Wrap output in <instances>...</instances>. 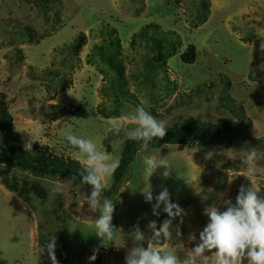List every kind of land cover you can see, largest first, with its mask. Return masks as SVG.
I'll return each instance as SVG.
<instances>
[{"label": "rangeland", "instance_id": "rangeland-1", "mask_svg": "<svg viewBox=\"0 0 264 264\" xmlns=\"http://www.w3.org/2000/svg\"><path fill=\"white\" fill-rule=\"evenodd\" d=\"M80 35L86 42L76 52ZM262 44L264 0H0V94L7 96L14 130L24 142L34 135L32 148L45 158L80 164L62 135L71 131L121 161L130 139L115 135L106 121L140 104L166 120L168 130L233 122L250 134L214 146L140 147L119 191H113L115 173L106 179L120 232L116 246H101L94 234L100 213L86 204L91 188L24 171L0 132V264H51L40 248L52 234L59 264H125L134 226L151 237L149 221L159 228L169 218L163 205L153 215L155 200L146 202L141 192L146 181L154 197L166 187L186 213L183 224L180 217L172 221L173 240L160 245L165 249L194 247L189 234L198 241L209 221L204 209L225 210L223 201L235 203L241 185L252 182L264 195V161L251 181L242 164L249 147L264 150ZM146 155L167 158L171 176L163 178L161 167L147 180ZM56 181L63 192L52 195Z\"/></svg>", "mask_w": 264, "mask_h": 264}, {"label": "clouds", "instance_id": "clouds-1", "mask_svg": "<svg viewBox=\"0 0 264 264\" xmlns=\"http://www.w3.org/2000/svg\"><path fill=\"white\" fill-rule=\"evenodd\" d=\"M261 47L264 48V44ZM129 122L134 126L129 127ZM106 125L115 135L123 133L128 139L138 142L145 152L154 140H162L168 130L167 121L157 119L143 104L135 106L125 117L108 118ZM62 135L72 149V156L81 164V171L78 173L80 184L91 186L90 195H86V204L100 213L95 220L94 234L101 240V246L115 245L120 230L112 224L113 200L104 193L108 187L106 179L115 173L120 161L99 148L91 138L78 136L71 131H65ZM36 142L38 139L31 134V138L24 143L25 151H33L32 145ZM258 161H264V150L257 147L245 150L242 164L247 167L243 176L250 181L257 175ZM142 163L147 180L158 168L164 169L161 176L165 179L174 170L167 158L146 155L142 158ZM72 179L75 180L76 176ZM185 181L189 183L186 179ZM62 192V183L53 182L50 193L55 195ZM141 192L146 202L152 203L155 200L152 204L153 215L158 217L163 205L162 210L169 218L159 228L155 220L149 221L147 229L151 232V237L140 229L139 224L134 226L128 234L132 246L126 252L125 264H244V261L247 264H264V195H260V190L252 182L247 188L241 185L235 203L231 199L223 201L225 210L221 211L215 204L204 209L209 221L199 232L198 241L194 233L189 234V239L196 244L188 250H184L183 246L179 249L160 246L173 240L172 221L180 217V224H183V217L186 215L178 203L172 202L169 190L162 186V190L154 197L152 186L146 181ZM175 235L177 239L182 236L179 224L175 228ZM56 242L57 237L52 234L40 248L41 253H47L51 264H59L55 254ZM145 242L147 247L144 246ZM124 246L125 244L117 247ZM180 252H183V256ZM97 253L98 249H94L89 260L94 261Z\"/></svg>", "mask_w": 264, "mask_h": 264}, {"label": "trees", "instance_id": "trees-1", "mask_svg": "<svg viewBox=\"0 0 264 264\" xmlns=\"http://www.w3.org/2000/svg\"><path fill=\"white\" fill-rule=\"evenodd\" d=\"M86 36L80 35L78 43L74 46L76 52L80 51L85 45ZM111 65L120 70V67L113 61ZM7 96L0 94V132L3 145L7 149L10 157L16 158L19 161V166L24 171H30L35 176H65L68 179L76 176L74 181L80 182L78 173L81 171V165L77 162L70 161H53L45 158L40 154L38 148L33 151L26 152L24 149V140L22 136L14 130L13 117L10 114L9 107L6 102ZM234 135H244L250 137L246 127L239 123L227 122L216 125H201L181 127L179 125L169 129L166 136L162 140H154L149 148L161 149L166 145H181V146H214L219 144L227 137ZM140 148V144L133 140L127 141L118 169L115 171L114 193L119 191L129 168L135 162V158ZM42 155V156H41ZM91 188V186L86 185ZM104 195L111 196L110 191H105Z\"/></svg>", "mask_w": 264, "mask_h": 264}]
</instances>
